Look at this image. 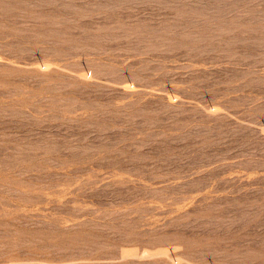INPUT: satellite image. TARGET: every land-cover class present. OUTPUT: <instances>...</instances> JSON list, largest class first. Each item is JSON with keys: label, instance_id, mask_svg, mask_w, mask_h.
<instances>
[{"label": "rangeland", "instance_id": "374dc122", "mask_svg": "<svg viewBox=\"0 0 264 264\" xmlns=\"http://www.w3.org/2000/svg\"><path fill=\"white\" fill-rule=\"evenodd\" d=\"M0 264H264V0H0Z\"/></svg>", "mask_w": 264, "mask_h": 264}]
</instances>
